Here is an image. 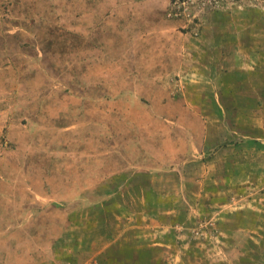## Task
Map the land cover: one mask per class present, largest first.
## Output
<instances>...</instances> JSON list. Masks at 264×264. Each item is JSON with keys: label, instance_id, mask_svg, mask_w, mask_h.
<instances>
[{"label": "rangeland", "instance_id": "rangeland-1", "mask_svg": "<svg viewBox=\"0 0 264 264\" xmlns=\"http://www.w3.org/2000/svg\"><path fill=\"white\" fill-rule=\"evenodd\" d=\"M252 127L264 0H0V264H264Z\"/></svg>", "mask_w": 264, "mask_h": 264}, {"label": "crops", "instance_id": "crops-1", "mask_svg": "<svg viewBox=\"0 0 264 264\" xmlns=\"http://www.w3.org/2000/svg\"><path fill=\"white\" fill-rule=\"evenodd\" d=\"M218 111L220 112L219 108H217ZM256 109V108H255ZM250 129V133L252 134H245L244 132L241 133V137L244 138V140H239L238 144L236 142H234V144H230L229 146H234V150H240L241 152H243L244 149H248L253 150V153L250 154L249 152L248 155L245 153L242 154L243 157L241 160H239L238 162H234L231 157L232 156H226L225 157H221V154H218L217 152L213 153L211 155V157L205 158L203 161H206L207 164H209L210 168H215L214 171L216 172L218 170L219 164L223 161V166L225 168V174L226 176L229 177V179L226 180L225 185L226 188L221 187V185L217 184V181L219 180V178L217 180L214 181V183H212L213 187H216L215 189L212 188L210 195L208 196L207 194H204L205 197H208L210 199H214L217 195H221L226 196L227 193H230V190L233 189V187H231V183L234 180L239 179L240 177H243L245 179H249L248 181H250L251 179H253L257 174L263 173V167H264V163L260 160H258L262 153H264V129L262 128H258V129H254L249 128ZM242 132V131H239ZM239 132H233L232 135H238ZM235 138V137H234ZM228 147V144H227ZM233 153H230V155H232ZM206 153L203 152L202 153V157H206L205 156ZM210 155V154H208ZM201 157V156H200ZM195 158H197L195 156ZM202 159V158H200ZM192 163L194 162V167L199 164V160H191ZM198 166V165H197ZM222 165H220L221 167ZM194 171V179H200L201 182L205 181L208 182L210 184L208 178H203L204 175H206V171L205 170H193ZM212 181V180H211ZM194 182H198L197 180H194ZM228 183V184H226ZM224 189V190H223ZM229 189V190H228ZM182 195V193L179 194V196ZM222 197H221V203L226 204L222 201ZM151 197L147 196L146 197V202L149 201ZM217 198V197H216ZM218 202H220V200H218ZM222 209L226 208V205L221 206ZM255 249L259 250L260 248L255 247Z\"/></svg>", "mask_w": 264, "mask_h": 264}]
</instances>
